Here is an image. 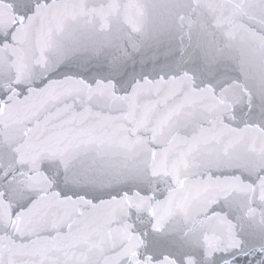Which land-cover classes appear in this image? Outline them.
Here are the masks:
<instances>
[{
  "label": "snow or ice",
  "instance_id": "obj_1",
  "mask_svg": "<svg viewBox=\"0 0 264 264\" xmlns=\"http://www.w3.org/2000/svg\"><path fill=\"white\" fill-rule=\"evenodd\" d=\"M0 264H264V0H0Z\"/></svg>",
  "mask_w": 264,
  "mask_h": 264
}]
</instances>
